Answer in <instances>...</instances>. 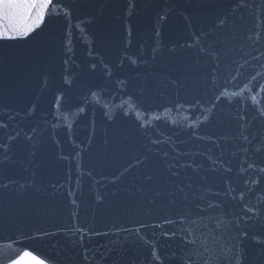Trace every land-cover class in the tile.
I'll return each mask as SVG.
<instances>
[{"label":"water","instance_id":"obj_1","mask_svg":"<svg viewBox=\"0 0 264 264\" xmlns=\"http://www.w3.org/2000/svg\"><path fill=\"white\" fill-rule=\"evenodd\" d=\"M9 14L0 264H264V0Z\"/></svg>","mask_w":264,"mask_h":264},{"label":"snow or ice","instance_id":"obj_2","mask_svg":"<svg viewBox=\"0 0 264 264\" xmlns=\"http://www.w3.org/2000/svg\"><path fill=\"white\" fill-rule=\"evenodd\" d=\"M39 2V0H0V39H18L19 36H13L11 33L13 31H19L20 24L22 21L13 16L10 15V11L13 8L19 9L24 4H35ZM45 4H51L52 0H43ZM241 3L243 4V0H241ZM31 31H34L32 29H29L27 32H25V35H28L31 33ZM6 187V185H4ZM200 227L197 220L192 221V228L191 231H189V244H195L196 240L194 237L195 231ZM207 227V226H205ZM258 243H262L264 241H257ZM236 264H241L240 260H236Z\"/></svg>","mask_w":264,"mask_h":264}]
</instances>
